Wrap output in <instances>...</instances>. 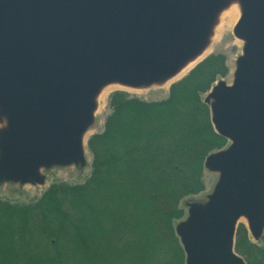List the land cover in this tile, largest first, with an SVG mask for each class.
<instances>
[{
    "label": "water",
    "instance_id": "1",
    "mask_svg": "<svg viewBox=\"0 0 264 264\" xmlns=\"http://www.w3.org/2000/svg\"><path fill=\"white\" fill-rule=\"evenodd\" d=\"M231 5L241 53L203 99L227 143L204 158L217 180L174 231L184 264H246L240 220L254 242L264 232V0H0V183L83 168L103 89L163 86L205 53Z\"/></svg>",
    "mask_w": 264,
    "mask_h": 264
},
{
    "label": "trees",
    "instance_id": "2",
    "mask_svg": "<svg viewBox=\"0 0 264 264\" xmlns=\"http://www.w3.org/2000/svg\"><path fill=\"white\" fill-rule=\"evenodd\" d=\"M227 73L225 56L211 53L164 99L112 92L83 183L51 184L30 203L0 199V264H184L181 201L204 190V158L227 143L203 95ZM234 248L264 264V232L254 242L239 223Z\"/></svg>",
    "mask_w": 264,
    "mask_h": 264
},
{
    "label": "rangeland",
    "instance_id": "3",
    "mask_svg": "<svg viewBox=\"0 0 264 264\" xmlns=\"http://www.w3.org/2000/svg\"><path fill=\"white\" fill-rule=\"evenodd\" d=\"M239 16H240V12L238 9L237 18L232 23V25L228 28L227 36L224 37L223 41L219 43L217 46H212L210 44L209 46L210 50L208 54H206L208 56L211 53L219 52L225 56L226 65L228 67V73L226 74V76L220 79H224L227 83L231 82L232 72L235 67V59L241 53L242 42L238 39V43L234 44V41L237 38H235L232 33V28L234 24L237 22ZM188 71L185 74H187ZM170 85L167 87L153 86L148 89H142V90H132V89H126V88H121V87L112 88L108 93L104 106H102V108L99 111H97L99 108V102H98V108L95 112V122L93 126L91 127L90 134L88 136L92 135L93 133L102 131L105 117L110 112V109L108 107V98L112 92L116 90H124V91H127L145 100H160V99H164L167 96ZM205 94L203 95V99H204ZM85 155H86V165L83 168L73 165L69 167H53L51 169L44 171V174L46 176V181H45V184L42 186H32V185L19 186V185L11 184V183H0V199L8 200L11 203H30V202H34L41 195V193L44 190H46L51 184H54V183H66V184H78L79 183L81 184L83 183L85 179L89 176V173L91 170V159H92L91 154L86 144H85ZM216 180H217L216 174L204 171L203 173V182L205 186L204 190L193 196L185 197L183 201H181V206L184 211L182 219H184L187 214L186 203L191 200L205 199V196L211 192ZM240 222L245 224V221L240 220Z\"/></svg>",
    "mask_w": 264,
    "mask_h": 264
},
{
    "label": "bare ground",
    "instance_id": "4",
    "mask_svg": "<svg viewBox=\"0 0 264 264\" xmlns=\"http://www.w3.org/2000/svg\"><path fill=\"white\" fill-rule=\"evenodd\" d=\"M237 15H238L237 5H231L229 8H227L226 10H224L221 13L220 18H219V23L215 27V32H214V35L212 37V43H211L212 46H217L219 43H221L223 41L224 37L227 36L228 28L236 20ZM237 43H238V39H236L234 41V44H237ZM209 50H210V47H208L207 50L205 51V53L201 57H199L195 62H193L189 66H187L183 71H181L173 79L166 82L163 85V87H167L172 82L181 78L188 70H190V68H192L196 64V62H198L201 58H203L206 54H208ZM114 87H119V86L118 85H108L107 87H105L103 89V91L101 92V94L98 97L99 108L97 111H99L102 108V106H104L109 91ZM89 134H90V131L88 132L87 136ZM241 220L245 221L244 219H241Z\"/></svg>",
    "mask_w": 264,
    "mask_h": 264
}]
</instances>
